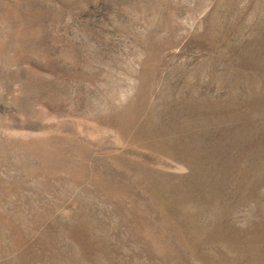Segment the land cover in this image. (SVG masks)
Wrapping results in <instances>:
<instances>
[{"label": "rangeland", "instance_id": "rangeland-1", "mask_svg": "<svg viewBox=\"0 0 264 264\" xmlns=\"http://www.w3.org/2000/svg\"><path fill=\"white\" fill-rule=\"evenodd\" d=\"M0 264H264V0H0Z\"/></svg>", "mask_w": 264, "mask_h": 264}]
</instances>
